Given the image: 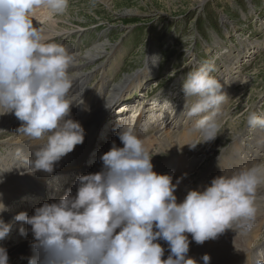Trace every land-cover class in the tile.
Instances as JSON below:
<instances>
[{
    "label": "clouds",
    "instance_id": "obj_1",
    "mask_svg": "<svg viewBox=\"0 0 264 264\" xmlns=\"http://www.w3.org/2000/svg\"><path fill=\"white\" fill-rule=\"evenodd\" d=\"M67 6L68 0H0V115L13 114L20 121L16 132L38 142L27 161L29 173L51 174L84 140V129L71 118V107L83 103V90L74 98L69 95L74 78L68 73L75 58L46 42L30 17L35 8L62 14ZM214 70L202 64L182 82L184 114L196 118L193 131L202 137L185 143L190 149L214 140L220 131L217 116L226 96L210 75ZM189 98H194L191 103ZM246 125L264 130V117L250 111ZM117 135L123 146L113 144L101 154L100 171L79 175L75 194L69 189L58 200L34 207L32 215H15L30 226L19 229L22 236L32 235L28 264H197L187 255L186 234L202 245L234 222L254 216L253 197L264 185V164L215 176L177 202L180 178L173 183L172 175L155 172L152 155L130 129ZM6 210L0 202V212ZM9 231L0 221V240ZM159 240L168 245L165 259ZM201 259L210 264L208 254ZM6 262L7 252L0 248V264Z\"/></svg>",
    "mask_w": 264,
    "mask_h": 264
},
{
    "label": "bare ground",
    "instance_id": "obj_2",
    "mask_svg": "<svg viewBox=\"0 0 264 264\" xmlns=\"http://www.w3.org/2000/svg\"><path fill=\"white\" fill-rule=\"evenodd\" d=\"M30 17L33 21V26L41 32L46 42L51 41L54 35L61 31L57 30L59 18H54L52 12L46 7L35 8L30 13ZM221 18L222 20L226 19L225 16ZM68 32L66 31V33ZM241 41L242 48L244 45H246L245 49L251 48L250 44L252 43H248L244 39H241ZM114 48L115 46L111 45L107 51L104 43L100 42L92 45L84 53H80L79 50H67L75 58L74 67L68 73L70 77L74 78L73 87L69 95L74 98L83 90L81 95L83 103L71 107V118L79 122L84 129L85 135L83 143L77 145L71 153L61 158L55 164L54 171L51 174L42 171L28 172L31 169L28 167L27 161L32 158V153L35 151L38 142L29 140L16 132L20 121L13 114L0 115V177L3 178V183H0V202L7 208L6 211L0 212V221L3 220L4 224L10 226L7 236L0 240V248H4L7 252L6 264H28V259L33 254L31 248L32 235L27 232L26 235H21L20 237L19 229L25 223L16 221L15 215L20 211H25L29 215L33 214V209L36 207L33 206L34 202L44 197V193H38L40 189L41 191L44 190V183H47L48 187L53 188L58 196L60 194L59 191L62 189L61 184L66 180L73 185L69 177H73L75 174L78 175L79 169L82 170V166H86L83 164L82 158L92 151L96 141H100L97 143V147L100 149L95 155L96 158L99 157L103 148L108 149L113 144L117 147H122L123 145L117 135L119 130L130 129L142 141L149 155H152L151 162H156V156L162 155V152L170 153L171 156L167 160L162 163H154L153 170L159 174L172 175L173 183H176L177 178H180V183L175 191L177 202L182 201L190 189L202 190L215 176L221 174L230 176L240 170L264 164V130L259 128L252 129L248 137L242 136L241 138L237 137L240 135L236 133L234 137L232 134L229 136L225 134L227 125L232 127V130L237 127L230 118L234 110H227L226 107L228 99L233 94L231 93V86L236 81V77L233 75L226 74L228 76L225 80H219L222 85V92L226 96L217 116L220 125L219 133L214 140L201 142L197 144L195 149H190L185 143L197 142L202 138L199 133L193 131L196 118L189 120L186 117L182 121L179 117L180 112H178V114H174L173 122H170L173 124H156L158 122L156 116H161L160 111L162 112L164 108H167L166 101H158L156 98L151 102L152 113L149 118L147 117L148 121L154 116L156 119L152 121L153 125L151 128H147L146 131H143V128L141 130L140 125L132 123L134 121V113L131 114V124L128 127L123 128L122 125H113L115 119L108 125L106 117L110 111L117 108L120 111L126 109L125 106H122L123 103L120 104L121 100H124L126 96H132L129 98L134 96L135 99L132 101V106L135 104L139 105L140 90L144 85L142 82L145 80V76L153 75L159 65L157 55L150 54L146 67L137 69L131 75H125L123 82L111 83L112 74L108 73V69L112 66L117 67L120 62L118 59L120 48L118 46L115 48L113 55L107 59V62L101 61L97 64L96 73L100 74V77L98 80L91 82V79L95 77V73L94 71L86 72L82 70V62L93 63L99 58L101 53L105 52V55H107ZM220 55L221 59H226L225 61L233 57L228 51L220 53ZM225 66L224 72L228 69V64ZM153 80L151 79V81ZM120 94H122L121 98L115 101ZM146 110L149 109L147 108ZM228 115L229 117H227ZM119 116V114L116 116L118 117L116 121L120 119ZM124 119L126 120L125 117ZM250 136H252L251 139ZM227 137H229L228 139L233 137L230 148L228 147L229 149L227 148L228 150L226 149L217 161H212L205 168L195 169L196 160L200 156L198 153H202V155L207 152L210 153L213 147H216V144L220 142L219 140L227 139ZM215 141H217L216 144ZM252 143H254L255 149L250 146ZM82 152L83 154L81 155ZM78 161H80L79 164L77 163ZM93 168L88 165L86 169L82 170V174H88L87 172H90V170L93 172ZM101 168L102 165L100 166ZM29 193H33V196L38 193L37 199L34 200L33 196L28 195ZM253 200L254 216L251 219L242 218L234 222L231 229H225L217 238L198 245L192 240L191 234H186L189 240L187 255L195 259L197 264H203L201 257L205 253L211 257L210 264H264V185L257 187ZM157 242L165 250L162 259L167 258L169 254L167 243L163 240Z\"/></svg>",
    "mask_w": 264,
    "mask_h": 264
},
{
    "label": "rangeland",
    "instance_id": "obj_3",
    "mask_svg": "<svg viewBox=\"0 0 264 264\" xmlns=\"http://www.w3.org/2000/svg\"><path fill=\"white\" fill-rule=\"evenodd\" d=\"M52 16L59 18L57 30L61 31L48 43L80 53L100 42L107 51L111 45L119 46L120 62L117 67L108 69L112 74L111 83L123 82L125 75L146 67L150 54L157 55L158 68L153 75L144 77L138 105V108L142 103L143 108L151 107L152 101L142 102L146 91H150L148 96L167 102V108L160 111V118L156 116V124L173 122L174 109H180V118L185 120L182 82L187 73L202 64L212 65L215 70L210 75L218 80H225L228 75L236 77L226 107L234 110L230 118L237 127L232 130L227 125L225 134L248 137L252 132L246 125L248 113L255 111L258 116H264V0H68L66 11L62 14L52 12ZM223 16L226 21L222 20ZM241 39L252 43L250 50L244 48L246 45L242 48ZM115 48L107 55L101 53L93 63L82 62V70L95 73L91 82L100 77L96 73L97 64L107 62ZM227 51L233 57L225 61L220 53ZM226 64L228 69L224 72ZM129 97L132 96L120 102L126 109L132 106L127 104ZM193 99L189 98L188 103ZM134 106L127 111H132ZM124 117L128 120L126 114ZM233 137L215 141L216 147L210 153H198L195 169L217 161L230 148ZM250 146L255 149L254 143ZM161 154L151 163H162L171 156L170 153Z\"/></svg>",
    "mask_w": 264,
    "mask_h": 264
}]
</instances>
